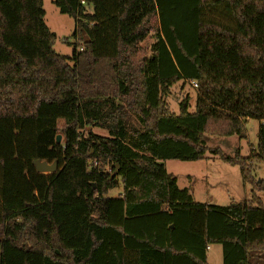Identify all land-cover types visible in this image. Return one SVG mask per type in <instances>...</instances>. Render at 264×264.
<instances>
[{
  "label": "trees",
  "instance_id": "trees-1",
  "mask_svg": "<svg viewBox=\"0 0 264 264\" xmlns=\"http://www.w3.org/2000/svg\"><path fill=\"white\" fill-rule=\"evenodd\" d=\"M84 1L53 0L75 24L64 57L43 0H0V264H208L212 245L222 264H264L260 199L196 203L161 163L208 152L253 188L264 0ZM150 33L149 55L134 62ZM179 82L196 84L193 113L188 99L177 114L163 101ZM247 120L260 123L251 159L206 147L204 135L246 139ZM36 160L57 171L37 174Z\"/></svg>",
  "mask_w": 264,
  "mask_h": 264
},
{
  "label": "rangeland",
  "instance_id": "rangeland-1",
  "mask_svg": "<svg viewBox=\"0 0 264 264\" xmlns=\"http://www.w3.org/2000/svg\"><path fill=\"white\" fill-rule=\"evenodd\" d=\"M44 22L51 33L56 36L53 50L64 57H70L74 44L77 42L72 37L75 24L72 18L59 13L54 6L53 0H43ZM222 13L215 15L213 19L223 20ZM152 33L135 49L134 62L139 61L143 56H148L149 47L153 43ZM78 44V43H77ZM196 89L191 83L179 82L170 89V94L163 99L167 109L174 114L178 113L179 104L184 99L189 100L188 112L195 111ZM259 122L247 120L245 123L246 139L238 140L236 136L218 137L204 135L206 147L210 150L219 149L220 152L233 157L239 152L242 158H250L257 145V130ZM62 125V122H59ZM98 136H107L105 130L98 128L87 129ZM166 171L177 179V186L180 190L188 189L194 202L219 207L233 206L249 201L252 194L264 204V194L257 191V184L264 183V162L250 160L246 165L251 168L254 186L244 184L238 166L224 163L218 157H213L208 152L203 160L195 162L165 161L161 162ZM108 171L109 169L106 168ZM47 175V173H43ZM119 181V179H118ZM252 189V190H251ZM256 189V190H255ZM122 187L107 193L108 198H117ZM252 191V193H251ZM254 191V192H253ZM208 264H222V250L219 245H212L206 253Z\"/></svg>",
  "mask_w": 264,
  "mask_h": 264
},
{
  "label": "water",
  "instance_id": "water-1",
  "mask_svg": "<svg viewBox=\"0 0 264 264\" xmlns=\"http://www.w3.org/2000/svg\"><path fill=\"white\" fill-rule=\"evenodd\" d=\"M61 140V136L58 135L56 137V143L59 144ZM35 171L37 174H53L57 171V163L47 164L46 162H40L38 160L33 162ZM118 173V168L110 175V179L114 178Z\"/></svg>",
  "mask_w": 264,
  "mask_h": 264
},
{
  "label": "built area",
  "instance_id": "built-area-1",
  "mask_svg": "<svg viewBox=\"0 0 264 264\" xmlns=\"http://www.w3.org/2000/svg\"><path fill=\"white\" fill-rule=\"evenodd\" d=\"M80 5L84 6L85 5V1L84 0H80ZM191 85L196 88V84L194 82H190ZM208 249V248H207Z\"/></svg>",
  "mask_w": 264,
  "mask_h": 264
}]
</instances>
